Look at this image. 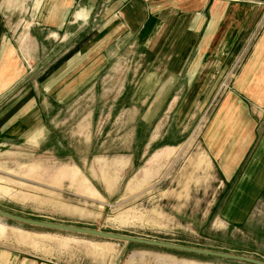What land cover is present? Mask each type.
Segmentation results:
<instances>
[{"label": "rangeland", "instance_id": "rangeland-1", "mask_svg": "<svg viewBox=\"0 0 264 264\" xmlns=\"http://www.w3.org/2000/svg\"><path fill=\"white\" fill-rule=\"evenodd\" d=\"M34 3L0 0V208L264 261V201L247 207L248 193L224 181L201 144L241 62L214 99L185 96L184 82L156 71L135 38L106 53L122 58L99 63L88 32L44 30ZM0 222L35 233L1 232L0 262L9 251L61 264H250Z\"/></svg>", "mask_w": 264, "mask_h": 264}, {"label": "crops", "instance_id": "crops-1", "mask_svg": "<svg viewBox=\"0 0 264 264\" xmlns=\"http://www.w3.org/2000/svg\"><path fill=\"white\" fill-rule=\"evenodd\" d=\"M33 14L51 33L76 38L88 32L99 63L122 58L106 53L135 38L138 54L149 51L156 71L184 82L185 96L214 99L219 81L241 62L232 89L222 93L206 122L201 144L224 181L235 180L234 189L248 193L247 207L264 201V116L256 113L264 112V0H35ZM205 151L198 161L202 157L208 168ZM5 252L0 264H61Z\"/></svg>", "mask_w": 264, "mask_h": 264}, {"label": "water", "instance_id": "water-1", "mask_svg": "<svg viewBox=\"0 0 264 264\" xmlns=\"http://www.w3.org/2000/svg\"><path fill=\"white\" fill-rule=\"evenodd\" d=\"M0 216L14 220V221H18L21 223L29 224V225L53 228L57 230L70 231V232L93 235V236L104 237V238H109V239H116V240H121L125 242H135V243H140V244H145V245H152V246L170 248V249H175V250H182V251L191 252V253H198V254H204V255H209V256H214V257H221V258L242 261V262H246L250 264H264L263 260H260L254 257L237 255V254L228 253L224 251L205 249L201 247L177 244V243L157 240L153 238L133 236V235L112 232V231H104V230L94 229L90 227H83V226L52 222V221H46V220H40V219H33V218H29V217H25L22 215L12 213L2 208H0Z\"/></svg>", "mask_w": 264, "mask_h": 264}, {"label": "bare ground", "instance_id": "bare-ground-1", "mask_svg": "<svg viewBox=\"0 0 264 264\" xmlns=\"http://www.w3.org/2000/svg\"><path fill=\"white\" fill-rule=\"evenodd\" d=\"M1 184V183H0ZM4 189V187H2V186H0V191H2ZM6 226L5 225H1L0 224V235H1V232H3V231H6ZM14 231H16V230H14ZM1 237V236H0ZM4 238V237H3ZM115 240V239H114ZM5 254V253H4ZM5 256H6V254H5ZM3 259H5V258H3Z\"/></svg>", "mask_w": 264, "mask_h": 264}]
</instances>
